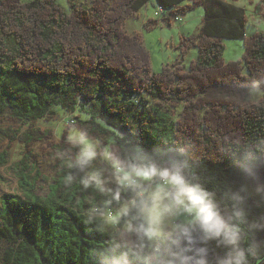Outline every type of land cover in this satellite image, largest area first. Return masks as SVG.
I'll use <instances>...</instances> for the list:
<instances>
[{
  "label": "trees",
  "instance_id": "trees-1",
  "mask_svg": "<svg viewBox=\"0 0 264 264\" xmlns=\"http://www.w3.org/2000/svg\"><path fill=\"white\" fill-rule=\"evenodd\" d=\"M150 1L67 0V11L57 0H0V123H11L0 134L24 147L9 167L18 189L1 199L0 245L7 247L0 264H117L126 244L122 228L107 231L88 219L89 207L111 197L79 183L90 172L111 173L97 160L77 163L71 127L56 142L53 130L34 126L54 119L56 109L79 112L72 127L88 132L98 152L108 147L128 158L143 149L186 162V173L215 194L226 216L236 207L246 213L244 246L264 242V98L248 99L253 88L264 90V32L248 35L246 9L223 0H155L165 26L198 7L204 19L194 38L181 40L182 60L153 73L143 37L124 29ZM252 5L264 18V0ZM162 25L144 22L149 30ZM225 39L243 42L240 60L225 61ZM193 47L198 56L186 70ZM44 142L56 166L51 179L33 150ZM245 145L259 157L254 175L237 163ZM9 159L8 149L0 152V166ZM39 181L49 183L44 196L36 193ZM250 264H264V250Z\"/></svg>",
  "mask_w": 264,
  "mask_h": 264
},
{
  "label": "clouds",
  "instance_id": "clouds-1",
  "mask_svg": "<svg viewBox=\"0 0 264 264\" xmlns=\"http://www.w3.org/2000/svg\"><path fill=\"white\" fill-rule=\"evenodd\" d=\"M250 95L264 91L253 88ZM67 141L79 149L77 163L90 165L102 157L110 166V178L94 171L79 183L85 190L94 186L102 196L111 197L103 207H89L90 221L109 225L123 221L126 244L120 246L117 264H250L264 250V242L244 246L246 233L240 220L246 213L236 207L226 216L215 194L194 182L185 171L186 162L175 155L140 149L123 158L108 147L98 152L88 132H73ZM242 152L237 163L254 175L256 151L245 145ZM66 179L75 181L72 175Z\"/></svg>",
  "mask_w": 264,
  "mask_h": 264
},
{
  "label": "rangeland",
  "instance_id": "rangeland-1",
  "mask_svg": "<svg viewBox=\"0 0 264 264\" xmlns=\"http://www.w3.org/2000/svg\"><path fill=\"white\" fill-rule=\"evenodd\" d=\"M155 0L149 2V5L141 11V16L139 18H129L124 23V29L130 34L140 33L143 37L144 44L151 56V67L153 73H161L163 67L172 66L178 61L182 60L181 50L179 48L181 40L184 38L192 39L200 32V28L204 19V10L202 7H198L189 14L180 17L178 21H173L172 26H157L149 30L144 27L145 22V10L149 12L152 18L158 19L154 16L157 5L154 3ZM78 5L89 4L90 0H75ZM57 3L63 6L67 11L69 10L67 0H57ZM253 6H246V15L249 20L246 32L248 35L253 34L255 31L264 32V18L256 15L253 10ZM155 10V11H154ZM226 49L224 53V58L226 62L240 60L244 53V46L241 40H223ZM198 56V49L191 48L183 60V65L186 70H189V66L192 61L196 60ZM246 72V70H245ZM262 90V89H260ZM252 91V90H251ZM250 91V92H251ZM264 91V90H262ZM264 98V95H250L248 99L250 102H256ZM56 117L54 119H42L34 124L35 127H40L42 129H51L54 131V136L56 142H62V136L64 131L71 127L70 134L73 132H79L75 127H72L79 115V112L68 113L60 109H56ZM11 123L9 121H3L0 123V128H5ZM15 129H19V124H13ZM27 126L23 127L25 130ZM97 144V150L99 149V143ZM71 145V144H70ZM8 149L10 152V159L8 164L0 166V206L1 199L5 194L13 193L18 189L17 179L13 176L9 167L14 163L18 162L22 158V152L24 147L20 142L16 141L10 143V141L0 134V152ZM33 150L39 155L40 160V171L45 178H52L56 173L55 162L47 156L46 152L49 150L47 143H37ZM79 152V151H78ZM78 153H76L77 158ZM97 161L106 167V169L111 173L110 166L102 158L98 157ZM261 170L264 172V165H262ZM49 183L45 181H39L36 193L39 195H46L48 193ZM123 223L120 225H109L104 223V228L107 231L114 232L118 228H122ZM7 245L2 243L0 245V262L4 250Z\"/></svg>",
  "mask_w": 264,
  "mask_h": 264
},
{
  "label": "crops",
  "instance_id": "crops-1",
  "mask_svg": "<svg viewBox=\"0 0 264 264\" xmlns=\"http://www.w3.org/2000/svg\"><path fill=\"white\" fill-rule=\"evenodd\" d=\"M152 1V0H151ZM223 1H225V2H229V3H233V4H236V5H238V6H240V7H244L245 9H246V6L247 5H250V6H253V8H254V5H252V4H256V3H259L260 2V0H223ZM154 3L156 4V2L154 1ZM149 5V4H148ZM155 11V10H154ZM148 11H147V9L145 10V14H146V16H145V21L146 20H148V19H150V18H152L150 15H148ZM195 37V36H194Z\"/></svg>",
  "mask_w": 264,
  "mask_h": 264
},
{
  "label": "built area",
  "instance_id": "built-area-1",
  "mask_svg": "<svg viewBox=\"0 0 264 264\" xmlns=\"http://www.w3.org/2000/svg\"><path fill=\"white\" fill-rule=\"evenodd\" d=\"M155 16L161 21V24L164 25V22L162 20L163 10L160 7H158V9L156 10Z\"/></svg>",
  "mask_w": 264,
  "mask_h": 264
}]
</instances>
